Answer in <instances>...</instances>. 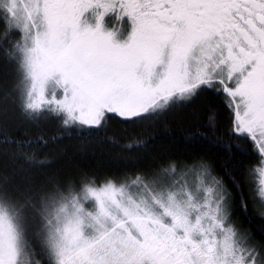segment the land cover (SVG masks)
Here are the masks:
<instances>
[{
  "label": "snow or ice",
  "instance_id": "snow-or-ice-1",
  "mask_svg": "<svg viewBox=\"0 0 264 264\" xmlns=\"http://www.w3.org/2000/svg\"><path fill=\"white\" fill-rule=\"evenodd\" d=\"M109 15L127 30L108 27ZM0 24V53L16 69L0 104L12 100L37 125L56 120L67 135L223 94L232 135L257 152L247 182L264 219V0H0ZM32 143L0 121V155L14 145L10 158L42 166ZM225 175L232 188L204 162L48 186L14 185L0 171V264H264V244L232 218L239 178ZM239 207L248 210L242 192Z\"/></svg>",
  "mask_w": 264,
  "mask_h": 264
},
{
  "label": "trees",
  "instance_id": "trees-1",
  "mask_svg": "<svg viewBox=\"0 0 264 264\" xmlns=\"http://www.w3.org/2000/svg\"><path fill=\"white\" fill-rule=\"evenodd\" d=\"M17 35L13 33L11 39ZM15 82L14 65L0 53V94L10 92ZM212 116L214 128L209 127ZM0 121L10 136L33 141L29 149L46 161L42 166H29L24 160H13L7 154L15 150L14 145L5 146V154L0 155V171L12 175L14 185L22 184V178L26 177L37 186H48L49 181L78 183L82 176L95 177L98 183L106 178L119 181L128 176L134 178L137 173L151 176L169 162H176L178 168L204 162L230 188L232 182L225 173L239 178L240 190L233 189L236 200L232 218L256 242L264 244V219L253 208L255 185L247 182L252 179L248 177L249 170L259 163L257 152L250 140L232 135V113L223 94L202 92L191 102L155 120L127 121L113 115L103 132L90 136L78 135L75 131L64 134L56 120L34 124L25 119L12 100L0 104ZM41 136L48 141L46 145L39 142ZM137 140L143 141L141 146L128 147ZM229 143L240 147L229 152L224 147ZM241 192L248 203L247 212L239 207ZM255 202L258 206V199Z\"/></svg>",
  "mask_w": 264,
  "mask_h": 264
},
{
  "label": "rangeland",
  "instance_id": "rangeland-1",
  "mask_svg": "<svg viewBox=\"0 0 264 264\" xmlns=\"http://www.w3.org/2000/svg\"><path fill=\"white\" fill-rule=\"evenodd\" d=\"M105 22H106V25L110 28H118V24L121 23V21L119 19H117L114 15H109V16H106L105 18ZM127 25V22L126 21H123L122 24H125ZM122 26V25H121ZM190 179H195L194 176L190 177Z\"/></svg>",
  "mask_w": 264,
  "mask_h": 264
},
{
  "label": "flooded vegetation",
  "instance_id": "flooded-vegetation-1",
  "mask_svg": "<svg viewBox=\"0 0 264 264\" xmlns=\"http://www.w3.org/2000/svg\"><path fill=\"white\" fill-rule=\"evenodd\" d=\"M121 21V20H120ZM123 21H121V23H119L118 25V28L117 29H120L121 31H125L127 30V25L126 23L125 24H122ZM122 25V26H121Z\"/></svg>",
  "mask_w": 264,
  "mask_h": 264
}]
</instances>
